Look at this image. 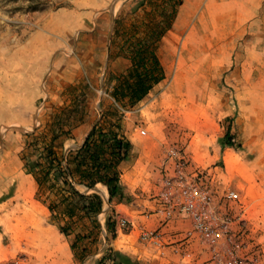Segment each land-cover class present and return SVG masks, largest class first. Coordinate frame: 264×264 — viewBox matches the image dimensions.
I'll return each instance as SVG.
<instances>
[{"label":"rangeland","instance_id":"374dc122","mask_svg":"<svg viewBox=\"0 0 264 264\" xmlns=\"http://www.w3.org/2000/svg\"><path fill=\"white\" fill-rule=\"evenodd\" d=\"M149 52L163 80L120 102ZM70 116L63 149L102 119L134 146L122 201L87 191L104 202L98 225L53 217L21 159ZM20 179L36 219L16 238ZM108 249L137 264H264V0H0V264H99Z\"/></svg>","mask_w":264,"mask_h":264},{"label":"trees","instance_id":"16d2710c","mask_svg":"<svg viewBox=\"0 0 264 264\" xmlns=\"http://www.w3.org/2000/svg\"><path fill=\"white\" fill-rule=\"evenodd\" d=\"M140 55L136 53L135 56ZM143 57H139L137 64L141 69L135 74L134 82L115 87L119 94V101L129 100L132 104L142 101L151 91L153 84H158L163 79L149 78L151 70L143 66ZM159 67L154 62V69ZM131 81V80H130ZM150 81V83H149ZM73 113L78 105L71 107ZM65 110V109H63ZM65 122L72 123V117L64 119L55 117L49 124L50 137L48 140L30 143L23 157H21L25 171L32 176L38 185L39 193L47 195V208L55 218H65L69 223L91 221L98 225L97 217L102 212L104 202L97 193L87 194L98 185H103L108 190L110 201L125 198L124 186L121 182L122 165L129 161L134 150L133 143L116 129L112 124L101 122L95 124L83 144L78 148L63 149V139H70L71 131L65 129ZM84 120L77 122V126ZM32 137V133L27 134ZM63 138V139H62ZM225 145L233 147L230 129H227ZM29 142V143H28ZM84 188L86 192H82ZM66 234V229L60 227ZM107 264H137L128 255L114 249H108L99 261Z\"/></svg>","mask_w":264,"mask_h":264},{"label":"bare ground","instance_id":"6f19581e","mask_svg":"<svg viewBox=\"0 0 264 264\" xmlns=\"http://www.w3.org/2000/svg\"><path fill=\"white\" fill-rule=\"evenodd\" d=\"M201 50V49H200ZM192 55V54H191ZM205 62V61H204ZM203 62V63H204ZM204 66V65H203ZM197 68V67H196ZM189 70V69H188ZM193 70V69H192ZM191 87V86H190ZM200 88V87H199ZM183 89V88H182ZM177 93V92H176ZM178 94V93H177ZM196 95V94H195ZM201 95V94H200ZM193 97V95H192ZM189 98V97H188ZM192 100V99H191ZM179 124V123H178ZM174 133V132H173ZM27 180L20 179L16 191L14 201L22 202L23 204L17 205L10 214L7 215V223L11 227L15 237L18 238L23 228L24 221L33 222L36 219V207L32 202L31 197L27 194ZM104 188V187H103ZM105 189V188H104ZM23 225V226H22ZM29 226V225H28ZM21 227V228H20ZM26 228V227H25ZM43 228V227H42ZM31 237V236H30Z\"/></svg>","mask_w":264,"mask_h":264},{"label":"crops","instance_id":"0c3cea01","mask_svg":"<svg viewBox=\"0 0 264 264\" xmlns=\"http://www.w3.org/2000/svg\"><path fill=\"white\" fill-rule=\"evenodd\" d=\"M144 57V62H145V67L147 68V69H149V70H151V72H148V74L150 75L149 76V78L151 77V76H154L156 79H160V77L158 76V73H160V70H158L157 71V73H156V71H155V69H154V64H153V62H152V59H153V53L152 52H149L148 54H144L143 55ZM124 56H122V57H119L118 58V61H119V63H123V62H127V60H125V58H123ZM151 58V65H149V59ZM124 81H122V83H123ZM122 83H120L119 85L120 86H122ZM149 83H150V81H149ZM160 83V82H159ZM158 83V84H159ZM158 84H153V87H152V89L151 90H153L154 89V87H156ZM123 87V86H122ZM117 104V103H116ZM88 134H86L85 135V137H84V139L82 140V142H81V145L83 144V142H84V140H85V138H86V136H87Z\"/></svg>","mask_w":264,"mask_h":264},{"label":"built area","instance_id":"2783aa9c","mask_svg":"<svg viewBox=\"0 0 264 264\" xmlns=\"http://www.w3.org/2000/svg\"><path fill=\"white\" fill-rule=\"evenodd\" d=\"M229 196H230V197H233V196H234V192H231V193L229 194ZM199 197H200V198H199L200 203H203V205H205V204H206V201H207V194H206V192H205V191L200 192V193H199ZM189 208L195 209V205H194L193 202L190 203ZM202 210L204 211V209H202Z\"/></svg>","mask_w":264,"mask_h":264}]
</instances>
